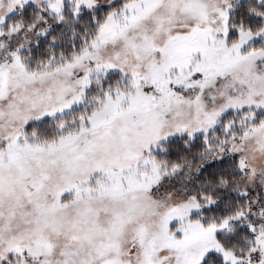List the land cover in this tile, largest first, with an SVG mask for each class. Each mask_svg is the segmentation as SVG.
Instances as JSON below:
<instances>
[{
	"label": "snow or ice",
	"instance_id": "6c2138e0",
	"mask_svg": "<svg viewBox=\"0 0 264 264\" xmlns=\"http://www.w3.org/2000/svg\"><path fill=\"white\" fill-rule=\"evenodd\" d=\"M0 264H264V0H0Z\"/></svg>",
	"mask_w": 264,
	"mask_h": 264
}]
</instances>
